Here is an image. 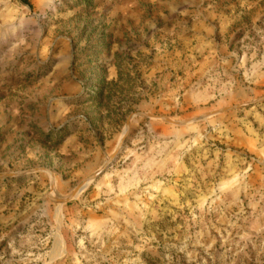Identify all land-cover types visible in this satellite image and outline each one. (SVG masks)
<instances>
[{"label": "rangeland", "instance_id": "1", "mask_svg": "<svg viewBox=\"0 0 264 264\" xmlns=\"http://www.w3.org/2000/svg\"><path fill=\"white\" fill-rule=\"evenodd\" d=\"M27 1L0 0V264H264V0Z\"/></svg>", "mask_w": 264, "mask_h": 264}, {"label": "water", "instance_id": "2", "mask_svg": "<svg viewBox=\"0 0 264 264\" xmlns=\"http://www.w3.org/2000/svg\"><path fill=\"white\" fill-rule=\"evenodd\" d=\"M225 110H229V109L227 108V109H225ZM139 115L142 116V117H144V118H148V117H149V115H147V114H145V113H140ZM130 118H131V116L128 117V119H127V121H126V125L128 124ZM198 119H200V118H194L193 121H196V120H198ZM169 122H170V123H174V124H181V123H177V122H173V121H169ZM85 184H86V183H85ZM85 184H80V185H78V186H77V187L71 192V194H70L68 197H66V198H61L59 201H62V202H63V201H66V200L72 198L73 196H75L76 194H78V193L84 188Z\"/></svg>", "mask_w": 264, "mask_h": 264}, {"label": "trees", "instance_id": "3", "mask_svg": "<svg viewBox=\"0 0 264 264\" xmlns=\"http://www.w3.org/2000/svg\"><path fill=\"white\" fill-rule=\"evenodd\" d=\"M23 2L27 5H29L28 1L27 0H23ZM30 6V5H29Z\"/></svg>", "mask_w": 264, "mask_h": 264}]
</instances>
